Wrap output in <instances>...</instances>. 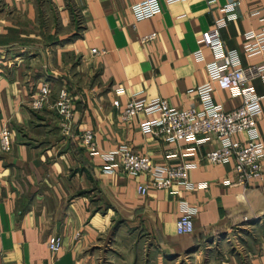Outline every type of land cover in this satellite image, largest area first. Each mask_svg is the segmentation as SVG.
<instances>
[{"label":"crops","instance_id":"0c3cea01","mask_svg":"<svg viewBox=\"0 0 264 264\" xmlns=\"http://www.w3.org/2000/svg\"><path fill=\"white\" fill-rule=\"evenodd\" d=\"M136 1L0 0V128H9L12 143L0 150V264H264V166L245 185H225V176L235 178L232 162L203 158L218 145L215 136L183 155L191 142L169 144L160 131L140 129L156 114L119 117L132 96L199 106L191 89L207 79L211 54L197 40L227 2L236 18L220 30L225 46L239 49L243 64L262 61L242 43L245 30L264 26V0H179L135 20L129 4ZM153 31L155 38L141 40ZM200 45L204 61L193 56ZM43 83L49 96L33 110L29 99ZM254 85L264 94L258 79ZM61 87L73 97L70 134L54 105ZM214 97L226 109L241 103L217 86ZM261 104L264 141V97ZM84 128L101 151L127 143L156 162H194L188 176L206 186L173 185L179 191L171 193L149 185L140 193L137 183L148 176L102 170L100 156L79 141ZM168 150L177 156L166 158ZM179 199L197 207L188 233L175 228ZM56 236L61 247L52 251L47 242Z\"/></svg>","mask_w":264,"mask_h":264},{"label":"built area","instance_id":"2783aa9c","mask_svg":"<svg viewBox=\"0 0 264 264\" xmlns=\"http://www.w3.org/2000/svg\"><path fill=\"white\" fill-rule=\"evenodd\" d=\"M179 0H139L129 4V9L135 20L150 17L158 13L162 3H172ZM213 0H209L212 2ZM218 14L213 19L212 26L205 30L197 40L208 47L211 59L205 61L207 79L194 86L191 91L196 93L199 106L179 108L169 104L162 96L136 97L128 99L119 117L123 121L131 119L135 114L153 115L140 123L143 132L160 131L165 142L174 144L180 140L191 142L183 155L194 153L198 146L215 136L218 145L204 152L203 158L213 164L232 162L235 178L225 176L221 182L225 185H245L250 179L262 175L264 166V141L261 139L257 119L262 113L261 100L264 94L257 92L254 80L258 79L264 87V26L259 31L248 29L243 32L242 50L247 56L262 55V61L243 64L239 49L227 48L221 37L220 30L229 20L236 18L234 5L227 2L218 7ZM260 8L250 10L251 14H259ZM264 20V16L261 17ZM156 32L141 36L147 41L155 38ZM202 45L193 50L197 61H204ZM91 51H98L91 48ZM226 89L231 96H239L241 103L232 108H224L223 104L214 97L215 87ZM122 91V87L116 89ZM50 87L43 83L39 90L30 97L31 109L43 107L49 96ZM118 104V100H113ZM59 127L64 134L72 132L73 97L66 87L58 90L54 102ZM243 133L244 138L237 137ZM77 136L81 145L91 155H99L101 169L113 171L120 168L130 174L144 173L147 181L137 183L140 193H145L149 185L156 188L168 189L171 193L184 189H195L206 186V182H194L188 176L194 162L178 161L174 163L156 162L145 153L135 151L127 143H121L114 149L101 151L94 138L93 131L81 129ZM12 149L10 130L6 126L0 128V150L10 152ZM166 158H173L177 153L173 150L165 152ZM180 212L175 220L178 233H188L193 230V216L197 207L184 199H179ZM52 251L61 247V238L56 236L47 242Z\"/></svg>","mask_w":264,"mask_h":264},{"label":"rangeland","instance_id":"374dc122","mask_svg":"<svg viewBox=\"0 0 264 264\" xmlns=\"http://www.w3.org/2000/svg\"><path fill=\"white\" fill-rule=\"evenodd\" d=\"M191 262H192V261H188V262H187V261H185L183 264H188V263H190V264H191Z\"/></svg>","mask_w":264,"mask_h":264}]
</instances>
